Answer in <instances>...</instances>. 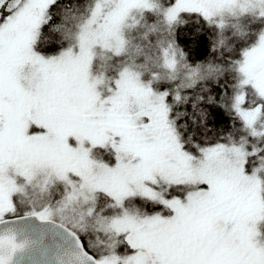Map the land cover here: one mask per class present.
Here are the masks:
<instances>
[{
  "label": "snow or ice",
  "instance_id": "1",
  "mask_svg": "<svg viewBox=\"0 0 264 264\" xmlns=\"http://www.w3.org/2000/svg\"><path fill=\"white\" fill-rule=\"evenodd\" d=\"M56 4L0 0V264H12L27 243L8 226L29 218L52 223L85 191L108 198L116 212L109 230L127 248L123 257L115 246L91 252L78 225L61 222L81 250L78 264H264V244L257 240V224L264 221V31L230 61L234 78L227 84L217 79L219 94L199 98L209 105L201 112L205 120L210 115L213 124H238L246 135L239 143L225 142L224 136L194 143L184 139L187 121L174 114L197 109L187 89L181 93L161 84L157 90L124 69L102 97L100 81L91 75L93 49L119 55L120 29L130 11L151 12L155 5L96 0L78 43L56 52L53 42L45 54L36 41ZM160 5L174 29L188 20L212 26L217 15L236 8L264 19V0H160ZM201 41L197 29L189 41L193 51ZM162 57L169 70L178 57L187 60L175 40ZM133 97L137 104L130 112L126 104ZM96 147L110 148L115 164L93 161L89 153ZM38 172L62 183L63 193L48 204L19 203L23 189L17 178L30 182ZM130 204L140 210L130 212Z\"/></svg>",
  "mask_w": 264,
  "mask_h": 264
},
{
  "label": "trees",
  "instance_id": "2",
  "mask_svg": "<svg viewBox=\"0 0 264 264\" xmlns=\"http://www.w3.org/2000/svg\"><path fill=\"white\" fill-rule=\"evenodd\" d=\"M95 2L96 0H57V4L50 9L51 19L43 26L36 41L37 47L44 51L45 54H48L49 50L47 47L53 42L56 44L53 51L56 52L65 46H75L78 41L80 26L88 18L89 11L92 9ZM151 2L155 5L153 11H144L141 13V16L150 21L154 20L156 29L153 28V32L146 33L144 39L147 42L142 44H145V46L150 49L148 56H152L153 59L155 58L158 61V70L165 75L167 70L170 72V70L165 67L162 50L167 48L169 43L174 40L180 45L185 53L187 60L184 62V67L186 70L191 69L192 73H194L192 68L197 67V64H199V67H202L203 70H205V66H208L205 70L206 72H198L192 79L190 77H185L181 84H178V80L176 81L173 79H167L163 83L173 91L179 90L181 93H184L187 89V93L191 97V102L197 104V109L189 111L187 116L182 115L183 109H177L174 112V114L181 113V123L185 120L188 123V131L184 133V139L188 141L189 138H191V141L194 143H202L206 138L214 141L217 137L224 136L225 142L239 143L241 138L246 135L239 130V125L237 124L233 127L231 123L223 126L218 123L213 124L210 115L207 117V120H205L201 112H206L209 105L207 103H199V98L204 97L207 99L210 93L213 95L219 94L220 89L217 87V79H219L221 83L227 84L234 78L233 65L230 61L238 56L239 51L242 48L252 42L255 34L264 31V19L258 16V12L252 11L251 15L249 14L250 18L248 22L243 23L240 26L239 31L234 32L232 35L229 33L227 34L228 29L222 30L223 27H220L216 18L212 21V26L204 24L203 21L188 20L181 21V26L174 29L165 21L162 5H157L156 0H151ZM134 10H137L138 12L140 11V9H132L131 11ZM218 21L221 22V20ZM197 29H199L203 41H201L199 49L193 51V45L189 41ZM242 30L245 31L241 32ZM142 58H144L143 55ZM122 68L123 66L121 64L114 66V71L110 72L111 77L116 78ZM193 80L196 81L195 86L188 88V85H190ZM161 84V82H157L152 86L154 88L155 85L154 89L158 90ZM249 150L251 151V146L249 147ZM60 187L62 191L64 185L60 183ZM96 194L99 198V207L104 205L108 207V209H112L110 207V201L103 193L96 192ZM107 203H109V205ZM136 203H138V201ZM132 207L138 208L136 204H132ZM132 207L128 208L130 212ZM112 210L111 214L104 215L105 219L107 216L111 217L112 213L115 212L114 209ZM60 221L67 223V221L64 220ZM262 222L264 223V221H261L260 223ZM98 231L99 229L96 233H93V231L89 232V236L95 235L100 239L101 232ZM79 233L84 239V243L87 245L88 250L91 252L100 253L109 251L115 246L112 250L116 255L123 257L120 255V252L125 254L126 244L120 243L119 241L122 240L121 237L114 235L110 230L108 234L106 232L112 240L111 247L108 249L106 248L105 243L106 238L99 240V244L91 245L93 237L92 239H87L81 232ZM102 237L106 236L103 235Z\"/></svg>",
  "mask_w": 264,
  "mask_h": 264
},
{
  "label": "rangeland",
  "instance_id": "3",
  "mask_svg": "<svg viewBox=\"0 0 264 264\" xmlns=\"http://www.w3.org/2000/svg\"><path fill=\"white\" fill-rule=\"evenodd\" d=\"M156 4L160 5V0H156ZM144 11L146 10L140 9L139 12L137 10L131 11L127 18L124 20L120 29V36L123 41V45L119 55L115 53L114 49L101 48L99 46L93 49L91 75L93 78L100 81V83L97 85V91L102 97L107 94V89L111 86L112 81L115 79L111 77L110 72L114 71V66H116L117 64H121L123 66L122 70L128 69L129 71L135 73L142 83L151 85L157 82H161L163 84L167 79H173L176 81L178 80V84H181L185 77H190L192 79L198 72L204 73L208 68V66H205V70H203L202 67H199L198 70L197 67H193L192 69H195V73H192L191 69L186 70V68L184 67V62L186 60H180L178 57V62L176 63L174 70H170V72L167 70L166 75L160 72L157 68L158 61L155 58L153 59L152 56H148L150 49L146 47L145 44H142L144 42H147L144 39L146 33L153 32V28L156 29L154 20L150 21L141 16V13H143ZM251 13L252 11L242 13L238 8H236L234 10L224 11L222 14L217 15L215 17L217 20H215L221 28L223 27L222 30L228 29L227 34L229 33L232 35L234 34V32L239 31L240 26L243 23L248 22L250 18L249 14L251 15ZM218 20H221V22ZM244 31L245 30H242L241 32ZM142 55L144 56V58H142ZM136 104L137 101L133 97L132 99L127 101L126 109L130 112H133L135 110ZM70 143H72L74 146V142L70 141ZM89 155L90 158L97 163L107 164L108 166H113L115 164L114 154L108 147L92 148ZM17 179L20 187L23 189L18 197V202L23 205H41L52 203L54 197L62 194L64 190L62 189L61 191L60 182L56 181L54 177H51L45 172L36 173L30 182H25L22 178ZM98 201L99 198L96 192L89 193L85 191L75 201L68 205L61 213H58L57 219L72 222L78 225L83 233L86 234L85 236L87 238L93 237V239L91 240V245L97 244V242L94 240L95 235L89 237L87 236V234H89V232L91 231H93V233H96V231L99 229L100 232H102L106 236L105 243L106 248L108 249L111 247L112 243V240L110 239L111 237L107 235L109 233L108 225L111 218L116 215V212H113L111 217L107 216V218L105 219L104 215L111 214L113 210L108 209V207L104 205L99 207ZM107 204L109 205V203ZM129 207H132V204H130ZM90 209L92 210L91 215H89ZM136 211H139L137 207L131 208V212ZM105 231L107 232V234ZM257 231L259 232L257 240L261 244H264L263 222H259L257 224ZM121 239L123 238L121 237ZM120 255L123 256V252H120Z\"/></svg>",
  "mask_w": 264,
  "mask_h": 264
},
{
  "label": "water",
  "instance_id": "4",
  "mask_svg": "<svg viewBox=\"0 0 264 264\" xmlns=\"http://www.w3.org/2000/svg\"><path fill=\"white\" fill-rule=\"evenodd\" d=\"M61 222L44 223L29 218L8 226L16 230L18 241L27 242L24 251L17 253L12 264H78L77 255L81 250L59 227Z\"/></svg>",
  "mask_w": 264,
  "mask_h": 264
}]
</instances>
